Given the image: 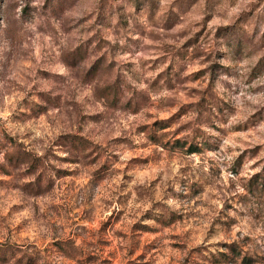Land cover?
I'll return each mask as SVG.
<instances>
[{
	"label": "rangeland",
	"instance_id": "rangeland-1",
	"mask_svg": "<svg viewBox=\"0 0 264 264\" xmlns=\"http://www.w3.org/2000/svg\"><path fill=\"white\" fill-rule=\"evenodd\" d=\"M0 264H264V0H0Z\"/></svg>",
	"mask_w": 264,
	"mask_h": 264
}]
</instances>
